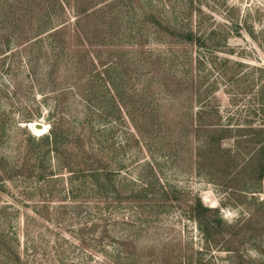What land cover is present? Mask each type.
I'll return each instance as SVG.
<instances>
[{
    "label": "rangeland",
    "instance_id": "1",
    "mask_svg": "<svg viewBox=\"0 0 264 264\" xmlns=\"http://www.w3.org/2000/svg\"><path fill=\"white\" fill-rule=\"evenodd\" d=\"M106 3L92 1L95 8ZM180 7L185 13L177 22L198 42H179L160 28L149 39L130 38L122 16L120 53L110 52L115 46L109 45L95 60L84 41L67 39L54 93L44 86L42 68L40 81L30 84L23 39L7 42L0 34V158L8 168L24 166L23 176L0 182V262L14 253L18 264H264V193H239L212 182L208 171L214 161L206 154L198 167L196 158L211 130L220 128L218 120L231 133L264 124V0H150L146 9L162 18ZM91 61L95 67L69 91L72 80L63 78L77 77L75 63ZM114 62L122 72L118 86L129 93L120 116L110 100L113 89L96 75ZM140 95L146 101L143 113L155 119L151 134L128 136L124 147L133 127L114 119L128 117L126 111L138 115ZM60 110L76 130L90 118L91 135L103 141L104 168L121 189L120 202L95 199L88 191L78 195L81 180L68 168L59 170L53 155L47 156L42 178L41 158L26 162V148H39L29 137L46 134L51 115ZM198 118L197 134L192 128L188 134L174 131V120L189 125ZM35 123L44 131H35ZM97 147L93 142L94 152ZM220 147L231 150L234 140H223ZM154 177L174 190L170 196L177 200L126 199ZM196 199L210 209L203 220L190 213Z\"/></svg>",
    "mask_w": 264,
    "mask_h": 264
},
{
    "label": "trees",
    "instance_id": "2",
    "mask_svg": "<svg viewBox=\"0 0 264 264\" xmlns=\"http://www.w3.org/2000/svg\"><path fill=\"white\" fill-rule=\"evenodd\" d=\"M92 1L0 0V34L6 38L7 42L12 40L17 43V40L23 39L26 46L27 76L31 85L33 82L40 81L37 73L42 68L44 71L43 80L46 82L44 86L52 88L49 89L51 90L50 93L55 92L57 66L61 61V56L67 52V39L71 36L75 37L79 44L84 41L88 47L90 46L89 48H93L95 60H98L103 48L109 45L115 46L110 52L120 53L121 49L118 47L122 46L123 41L120 37L122 28L119 22L122 16L127 19V31L130 38L149 39V36L159 32L160 28L166 35L172 36L179 42H198V38L193 33L186 31L181 21L177 22L185 13V8L173 9L172 14L161 18L151 9H146L150 0H105L108 3L98 8L93 7ZM100 1L104 0H96V2ZM171 19L173 20L171 21ZM162 23L166 27L162 28ZM139 45L142 47L144 43H139ZM83 55L86 57V54ZM99 65L105 66L101 61H99ZM75 66L78 71L77 77L63 78L64 82L72 80L68 86L69 91H73L84 76L88 75V71L95 67L92 61L86 65L84 63L81 65L78 62L75 63ZM119 67V62H114L108 68L103 69L102 73H96V75L97 77L100 76L101 82L108 81L109 86L113 89L114 96H111L110 100H112L113 107L120 116L123 110H127L129 93L126 89L118 86V79L122 74ZM37 86H40V83H37ZM88 93L87 88L83 87V96L86 97L85 94ZM84 102L87 104L91 100L84 99ZM98 102L102 103L100 100ZM136 102L138 103L136 107L138 115H134L133 111L129 113L126 111L128 117L114 119V121L121 119L124 125H128L129 121L133 127L132 133H125L124 147L128 145V136H139L142 133L149 136L155 120L152 116L149 118L143 113L146 101L142 95L137 98ZM59 106V102H56L55 108L57 109ZM100 110H102L101 107H99L98 113L104 115ZM261 111H264V107H261ZM105 118L108 117L105 116ZM144 118H146L145 121ZM50 119L49 131L46 134L39 137H29L31 144L37 143L38 150L36 151L29 146L26 148V162L35 155L41 158L38 163L39 168H42L38 175L39 178L47 174L43 165L46 163L47 156L53 155L57 160L59 170L68 168L73 179L81 180L82 189H77L78 195L83 191H88L94 195L93 198L95 199H112V201L120 202L122 198L121 189L111 182V173L104 168L103 159L100 157L103 151V141L99 137L91 135L92 132L89 130L90 118L87 116L82 120L78 130H76L74 121L66 120L61 110L59 113L55 111ZM163 123L159 122L158 124L165 126ZM217 125L220 128L211 130L212 135L209 137L210 140L206 144V149L201 151L200 147L197 150L198 167L201 165V156L206 157L207 154L214 161L211 163V170L208 171L212 182L218 184L217 180H220V185L222 184L226 189L239 193H264V124L257 128L247 129V131L238 129L234 133H231L229 126H226L228 124L221 127L220 120L217 121ZM190 128L197 134L202 128L200 118L191 121L189 125L179 119L174 120V131L188 134ZM167 129L170 127L168 126ZM101 132L99 131V133ZM227 139L234 140V148L231 150L220 147V143ZM93 142L98 145L96 152L92 149ZM2 161L3 159L0 158V182L11 181L13 178L24 175V166L8 168L3 166ZM147 165L151 167L149 163ZM218 165L220 167L213 171V167ZM119 170L117 169V171ZM125 178L128 179L127 176ZM125 178L122 179L123 184L126 181ZM170 191L174 192L166 185L159 184L158 179L154 177L153 182L142 185L136 191L135 189L131 190L130 196L126 199L136 200L139 203L146 201L150 204L177 200L176 197L170 196ZM189 209L196 220H203L210 213V209L203 207L199 199H196ZM203 231L208 235L207 229ZM10 254L13 259L5 257L7 260L1 261L0 264H18V257L14 253Z\"/></svg>",
    "mask_w": 264,
    "mask_h": 264
},
{
    "label": "water",
    "instance_id": "3",
    "mask_svg": "<svg viewBox=\"0 0 264 264\" xmlns=\"http://www.w3.org/2000/svg\"><path fill=\"white\" fill-rule=\"evenodd\" d=\"M33 127H34L35 129H37V130H40V129H42L43 125L40 124V123H35ZM29 128H30V127H29Z\"/></svg>",
    "mask_w": 264,
    "mask_h": 264
},
{
    "label": "bare ground",
    "instance_id": "4",
    "mask_svg": "<svg viewBox=\"0 0 264 264\" xmlns=\"http://www.w3.org/2000/svg\"><path fill=\"white\" fill-rule=\"evenodd\" d=\"M33 126H34V124H32V128H33L35 131L39 132V133H40V132H43L44 129H45L44 126H43L42 129L37 130V129H35ZM29 127H30V125H29ZM32 128L30 127L31 130H32Z\"/></svg>",
    "mask_w": 264,
    "mask_h": 264
}]
</instances>
